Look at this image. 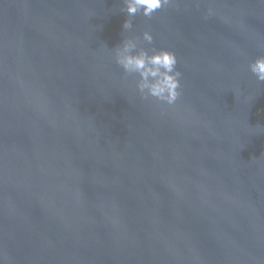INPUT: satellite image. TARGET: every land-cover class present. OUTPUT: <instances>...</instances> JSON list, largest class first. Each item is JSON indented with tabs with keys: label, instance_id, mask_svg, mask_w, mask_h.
<instances>
[{
	"label": "water",
	"instance_id": "95a60500",
	"mask_svg": "<svg viewBox=\"0 0 264 264\" xmlns=\"http://www.w3.org/2000/svg\"><path fill=\"white\" fill-rule=\"evenodd\" d=\"M123 8L0 0V264H264V0ZM137 37L174 106L116 64Z\"/></svg>",
	"mask_w": 264,
	"mask_h": 264
},
{
	"label": "clouds",
	"instance_id": "9594fccd",
	"mask_svg": "<svg viewBox=\"0 0 264 264\" xmlns=\"http://www.w3.org/2000/svg\"><path fill=\"white\" fill-rule=\"evenodd\" d=\"M173 0H123L122 11L128 17L138 13L151 18L157 10L168 7ZM209 15L212 9L208 10ZM133 27L132 20L123 23V29ZM143 41L151 44L153 36L144 31ZM140 38L123 39L115 46L114 59L126 76L136 75V89L143 100H153L160 105L174 106L181 96V72L177 68L178 59L174 52L166 49H155L151 52L143 47L138 48ZM257 81L264 82V55L257 57L248 65Z\"/></svg>",
	"mask_w": 264,
	"mask_h": 264
}]
</instances>
